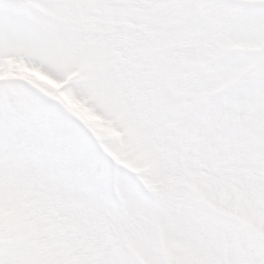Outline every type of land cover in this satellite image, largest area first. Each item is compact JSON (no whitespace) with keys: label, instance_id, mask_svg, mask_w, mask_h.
Segmentation results:
<instances>
[{"label":"snow or ice","instance_id":"1","mask_svg":"<svg viewBox=\"0 0 264 264\" xmlns=\"http://www.w3.org/2000/svg\"><path fill=\"white\" fill-rule=\"evenodd\" d=\"M0 264H264V0H0Z\"/></svg>","mask_w":264,"mask_h":264}]
</instances>
